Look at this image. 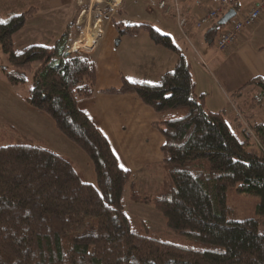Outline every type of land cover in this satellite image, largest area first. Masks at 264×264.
I'll return each instance as SVG.
<instances>
[{
	"label": "trees",
	"instance_id": "16d2710c",
	"mask_svg": "<svg viewBox=\"0 0 264 264\" xmlns=\"http://www.w3.org/2000/svg\"><path fill=\"white\" fill-rule=\"evenodd\" d=\"M231 8L237 3L231 1ZM3 11L0 0V17ZM36 12L31 7L0 19V46L11 65L3 72L13 85L24 84L32 73L27 102L49 114L89 156L96 182L33 136L18 132V138L3 143L8 140L3 133L0 264H264V79L254 77L232 93L237 113L229 120L226 110L206 107L191 64L170 35L148 23L113 18L119 36L145 30L177 56L174 69L156 82L122 76L119 88L103 90L135 93L158 115L153 125L164 137L158 188L141 192L107 136L79 106L97 91L95 59L70 51L69 32L53 45L35 43L15 51V34ZM219 19L206 32L209 40L227 25H219ZM256 109L261 117L253 114ZM251 144L260 151L249 150ZM231 189L259 197L256 216L230 217ZM126 194L154 206L188 242L166 240L145 221L134 222L125 209Z\"/></svg>",
	"mask_w": 264,
	"mask_h": 264
},
{
	"label": "crops",
	"instance_id": "0c3cea01",
	"mask_svg": "<svg viewBox=\"0 0 264 264\" xmlns=\"http://www.w3.org/2000/svg\"><path fill=\"white\" fill-rule=\"evenodd\" d=\"M83 1L70 0V3L62 5L53 0L51 5L55 4L54 7L56 9L60 6L63 8L74 7L75 9L73 11L71 9L65 10L61 27L57 29L59 35L56 38L53 37L54 41L52 44L64 32H69V40L73 42L80 41L83 46L89 45V42L88 44L85 43L86 39L93 42L91 47L87 46L85 49L82 46L84 48L82 50L80 46L73 50L91 55L95 59L97 70V91L90 98L80 99L79 106L107 136L118 155L120 164V156L117 151H122L129 162H141L142 165H146L149 168L154 161L159 160L157 159L158 154L154 150L152 152L146 147H141L140 144L147 139V136L143 139L145 132L155 137L158 135L154 139L155 144L157 143L161 150L164 137L161 133L160 136L156 134L155 128L153 129V123L158 120V115L152 108L144 104L135 93L110 94L103 92L106 89L119 88L122 85L123 75L119 77V68L115 63L110 61L105 66H101L97 61H101L104 58V51H101L104 46H109L117 34L119 35L114 24L113 14L122 6L124 0H109L111 1L109 5L112 11L107 14L105 21L98 17L93 22H90V17L94 12L95 3H99V0L98 2L86 0L87 4L82 7ZM178 1L187 10L185 16L188 24L185 27V31L183 32L180 29L175 13L162 12L158 9L157 2L155 8L161 12L159 21L164 26L162 27V32L171 36L174 43L190 62L196 91L204 95L206 107L211 111L226 110L228 119L233 120L235 113H237V107L231 97L232 93L254 77H262L264 79V0H250L251 4L246 8H242L244 0H231L237 3L236 10L238 12H247L253 7L261 5L263 6V13L254 25L246 28L241 33L236 43L224 51L219 50L216 45L218 35L214 41L206 37V32L213 23L201 29L195 26L198 17L205 12L206 5L196 6L195 0ZM98 8L100 9V7ZM54 9H50L49 13L53 14L55 12ZM148 10L152 12L154 9L148 6ZM138 35L140 34L135 36L137 37ZM135 36L132 38L135 39ZM149 39L151 38L143 37L141 42L149 46L157 54L164 55L167 61L164 63L163 70L165 71L157 73L159 80L165 72L174 69L177 56L168 52L169 50H160L162 49L160 47L163 46H159L152 39ZM151 43L156 46H152ZM187 43L191 48L187 46ZM100 51L101 54H99ZM253 114L256 117L263 115L262 111L258 109L254 110ZM144 150L145 153L143 154ZM125 168L130 169L127 166Z\"/></svg>",
	"mask_w": 264,
	"mask_h": 264
},
{
	"label": "rangeland",
	"instance_id": "374dc122",
	"mask_svg": "<svg viewBox=\"0 0 264 264\" xmlns=\"http://www.w3.org/2000/svg\"><path fill=\"white\" fill-rule=\"evenodd\" d=\"M54 1L62 5L70 3V0ZM2 2L4 11L0 19L3 20L9 14L23 12L31 7L38 8V12L33 17L27 19L23 29L15 34V51H21L25 47L35 43L51 45L54 41L53 37L56 38L59 35L57 29L61 27L63 22L62 16L65 15V10L71 9L73 11L75 9L74 7L69 8L68 6H64L68 8L60 6L56 9L54 7L55 4L51 5L53 0H2ZM95 2H98V0H95ZM110 2L109 0H99V3H95L90 22H93L98 17H101L105 21L106 16H108L107 14L112 11L109 5ZM157 2L158 0H124L122 6L113 14V18L124 24L148 23L162 32V27L164 26L159 21L161 12L155 8ZM82 4V7L85 6L87 1L84 0ZM250 4V0H244L242 8H246ZM148 6H151L154 10L150 12ZM50 9H54L55 12L50 14ZM139 34L137 37L135 36V39L132 38L133 36H119L117 34L114 41L109 46H104L101 50L104 51V58L101 61H97L101 66H105L110 61L118 65L119 77L123 75L132 81L156 82L158 80L157 73H163L165 71L163 69L164 63L167 62L166 57L157 54L149 46L141 42L143 37L150 38L147 31L143 30ZM88 42L89 45L87 46L91 47L93 42L86 39L85 43L88 44ZM76 43L77 41L73 42L69 40L70 49L73 46L75 48ZM151 44L152 46H156L154 43ZM87 46L83 47L86 49ZM187 46L191 48L189 44ZM83 47L81 48L82 50L84 49ZM160 48H162L160 50H169L164 46ZM101 51L99 54H101ZM168 52L175 54L171 50ZM4 66L11 67L8 55L2 51L0 46V142L2 141L1 135L3 133H6L8 136V140L3 141V143L9 142V136L18 138V132L31 135L55 152L71 158L82 172L83 177L95 183V169L89 156L56 127L54 119L49 114L35 109L27 102V96L32 87V73L28 72L24 84L13 85L8 81L3 72ZM154 130L160 136L159 130L157 128ZM145 136H147V139L142 141L143 143L140 144L141 147H146L152 152L156 151L158 154L157 159L159 160L154 161L151 165L152 167L148 168L146 165H142L141 162H129L122 151L117 152L120 156L121 165L123 167H130L140 191L152 194L158 188L157 181L155 180H159V170H156L158 168L156 165L162 161L163 153L158 147V144H155L154 138H157L158 135L155 137L145 132L143 139ZM248 149L256 152L260 151V148L256 144H251L248 146ZM156 171L158 174L155 173ZM227 200L231 210V218L242 220L257 215L258 196L240 193L237 190L231 189L228 192ZM125 209L134 222L145 221L162 238L182 244L188 242L184 236L177 235L167 226L164 217L154 206L132 201L126 194ZM260 230L264 231V223H262Z\"/></svg>",
	"mask_w": 264,
	"mask_h": 264
},
{
	"label": "built area",
	"instance_id": "2783aa9c",
	"mask_svg": "<svg viewBox=\"0 0 264 264\" xmlns=\"http://www.w3.org/2000/svg\"><path fill=\"white\" fill-rule=\"evenodd\" d=\"M196 6L206 5V10L196 20V28L201 29L205 25L214 23L231 8V0H195ZM157 7L165 13L174 12L180 29L184 32L188 24L185 16L186 8H183L178 0H159ZM263 6L257 5L247 12H238L229 20L217 37L216 45L219 50H227L237 42L241 33L254 25L262 16ZM76 50L71 47L70 51Z\"/></svg>",
	"mask_w": 264,
	"mask_h": 264
},
{
	"label": "water",
	"instance_id": "95a60500",
	"mask_svg": "<svg viewBox=\"0 0 264 264\" xmlns=\"http://www.w3.org/2000/svg\"><path fill=\"white\" fill-rule=\"evenodd\" d=\"M237 13L236 8H230L228 11H226L221 18L218 21V24L221 26H224L231 20L232 17H234Z\"/></svg>",
	"mask_w": 264,
	"mask_h": 264
},
{
	"label": "bare ground",
	"instance_id": "6f19581e",
	"mask_svg": "<svg viewBox=\"0 0 264 264\" xmlns=\"http://www.w3.org/2000/svg\"><path fill=\"white\" fill-rule=\"evenodd\" d=\"M82 47L83 45H82V43H80V41H77V43L75 44V48H78V47Z\"/></svg>",
	"mask_w": 264,
	"mask_h": 264
},
{
	"label": "snow or ice",
	"instance_id": "6c2138e0",
	"mask_svg": "<svg viewBox=\"0 0 264 264\" xmlns=\"http://www.w3.org/2000/svg\"><path fill=\"white\" fill-rule=\"evenodd\" d=\"M0 23H4V21H0Z\"/></svg>",
	"mask_w": 264,
	"mask_h": 264
}]
</instances>
